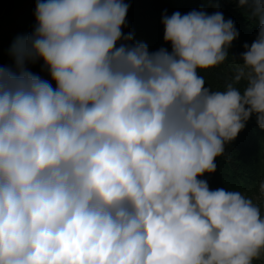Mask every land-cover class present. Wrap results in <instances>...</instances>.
Segmentation results:
<instances>
[{"label": "clouds", "instance_id": "obj_1", "mask_svg": "<svg viewBox=\"0 0 264 264\" xmlns=\"http://www.w3.org/2000/svg\"><path fill=\"white\" fill-rule=\"evenodd\" d=\"M238 6L258 32L214 90L201 71L239 37L218 4L165 10L171 50L153 51L123 31L125 0H37L0 66V264L264 259L260 206L203 178L253 115L264 130V0Z\"/></svg>", "mask_w": 264, "mask_h": 264}, {"label": "trees", "instance_id": "obj_2", "mask_svg": "<svg viewBox=\"0 0 264 264\" xmlns=\"http://www.w3.org/2000/svg\"><path fill=\"white\" fill-rule=\"evenodd\" d=\"M235 1V2H234ZM37 0H0V66L10 65L9 48L17 36L32 32L35 25V6ZM130 7L127 12V27L125 33L132 32L134 39H142L147 42L150 50H156L161 46L171 50L170 44L163 40V25L161 16L165 10L171 15L174 11L182 14L192 9H205L208 13L217 10L219 5L225 19L231 18L239 32V37L232 42L229 55L224 64L215 68L201 71L206 78V85L212 89H223L225 83L234 74V69L240 61V54L245 51L243 45L255 40L258 32V20L248 14V10L238 6V0H125ZM231 2V3H230ZM234 2V3H232ZM227 3V4H226ZM231 5H230V4ZM42 61L29 65L33 72L46 79H51L47 71L42 68ZM53 86L55 82L52 81ZM239 87L244 86L242 81ZM257 126L259 139L248 143L247 133L244 129L237 138L226 145L225 154L216 160L217 169L214 173H205L210 188L226 187L238 190L250 198L253 202L264 199L259 191V183L264 179V130H261L253 115L246 125ZM259 198V199H258Z\"/></svg>", "mask_w": 264, "mask_h": 264}, {"label": "rangeland", "instance_id": "obj_3", "mask_svg": "<svg viewBox=\"0 0 264 264\" xmlns=\"http://www.w3.org/2000/svg\"><path fill=\"white\" fill-rule=\"evenodd\" d=\"M234 2H232V3H234ZM244 131H246V133H247L246 137H247L248 143L257 141L259 139V135L257 134V126L256 125H254L252 123L249 125H246V127L244 128ZM262 138L264 139V135L262 136ZM263 160H264V155H263ZM260 198L264 199V194H262L260 196ZM254 203H256L260 206L262 215H264V202H263V204H261L262 203L261 201H255ZM258 262L264 264V259L254 261V264H259Z\"/></svg>", "mask_w": 264, "mask_h": 264}]
</instances>
